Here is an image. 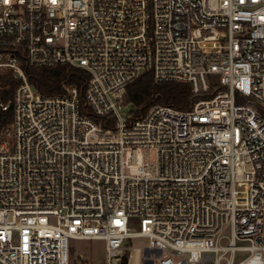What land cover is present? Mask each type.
Here are the masks:
<instances>
[{"label":"built area","instance_id":"1","mask_svg":"<svg viewBox=\"0 0 264 264\" xmlns=\"http://www.w3.org/2000/svg\"><path fill=\"white\" fill-rule=\"evenodd\" d=\"M59 66L84 93L30 82ZM148 72L197 100L123 116ZM5 78L0 264H264V0H0Z\"/></svg>","mask_w":264,"mask_h":264},{"label":"trees","instance_id":"2","mask_svg":"<svg viewBox=\"0 0 264 264\" xmlns=\"http://www.w3.org/2000/svg\"><path fill=\"white\" fill-rule=\"evenodd\" d=\"M89 73L83 69L72 66H59L33 70L30 82L33 83L45 96H53L61 93L62 83L69 82L76 85L81 93H84L85 83ZM18 82H12L5 78L0 83V96L9 102ZM214 88L211 89V93ZM197 100L192 87L180 82H155L151 72L145 73L137 81L127 88L125 101L133 104L137 113H145L154 105L170 106L179 110H189ZM12 112L1 113L0 117H10ZM120 264H127L125 258Z\"/></svg>","mask_w":264,"mask_h":264},{"label":"rangeland","instance_id":"3","mask_svg":"<svg viewBox=\"0 0 264 264\" xmlns=\"http://www.w3.org/2000/svg\"><path fill=\"white\" fill-rule=\"evenodd\" d=\"M217 78V77H216ZM215 78V79H216ZM258 111H260L263 115L264 112L260 110L258 106H254ZM136 108L133 104H128L123 108L121 111L123 116H127L129 113L134 111ZM152 159L155 160V153L152 152ZM133 230L138 231L139 225L138 221H135V224L132 226ZM225 234H228V231L225 232ZM133 245L137 248H140L148 243V239L146 238H137L132 240ZM84 245H78V247L82 248ZM89 249L85 248L83 252H78L75 256L74 264H104V246L102 243L97 242L93 243V245L88 247ZM247 254L246 253H237L235 261L236 263L243 259ZM90 258V259H89ZM225 261L221 262V264H224Z\"/></svg>","mask_w":264,"mask_h":264},{"label":"bare ground","instance_id":"4","mask_svg":"<svg viewBox=\"0 0 264 264\" xmlns=\"http://www.w3.org/2000/svg\"><path fill=\"white\" fill-rule=\"evenodd\" d=\"M134 264H137V256L134 258Z\"/></svg>","mask_w":264,"mask_h":264}]
</instances>
